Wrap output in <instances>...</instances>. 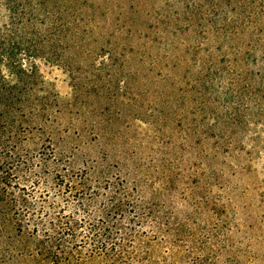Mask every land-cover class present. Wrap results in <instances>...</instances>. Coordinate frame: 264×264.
<instances>
[{"label": "rangeland", "instance_id": "1", "mask_svg": "<svg viewBox=\"0 0 264 264\" xmlns=\"http://www.w3.org/2000/svg\"><path fill=\"white\" fill-rule=\"evenodd\" d=\"M32 4L0 264H264V0Z\"/></svg>", "mask_w": 264, "mask_h": 264}, {"label": "trees", "instance_id": "2", "mask_svg": "<svg viewBox=\"0 0 264 264\" xmlns=\"http://www.w3.org/2000/svg\"><path fill=\"white\" fill-rule=\"evenodd\" d=\"M33 1L42 4L46 0ZM5 3L9 19L6 26L0 27V62L6 55L10 75L16 78L17 83L5 85L0 81V118L5 113L19 111L24 105L26 98L23 95L32 89V79L36 70L32 57L39 52L43 41L46 40L42 36L41 27L35 21L32 0H5ZM36 25L38 27H35ZM22 52L29 65L22 61L24 60L21 57ZM58 222L61 228L64 226L76 230L78 226V223L69 220L63 223L59 219Z\"/></svg>", "mask_w": 264, "mask_h": 264}]
</instances>
